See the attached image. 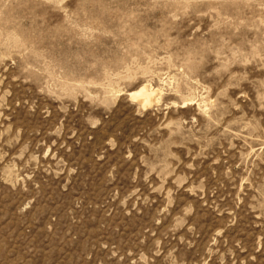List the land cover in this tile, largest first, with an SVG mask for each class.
I'll return each instance as SVG.
<instances>
[{
	"label": "rangeland",
	"instance_id": "374dc122",
	"mask_svg": "<svg viewBox=\"0 0 264 264\" xmlns=\"http://www.w3.org/2000/svg\"><path fill=\"white\" fill-rule=\"evenodd\" d=\"M0 264H264V0H0Z\"/></svg>",
	"mask_w": 264,
	"mask_h": 264
},
{
	"label": "bare ground",
	"instance_id": "6f19581e",
	"mask_svg": "<svg viewBox=\"0 0 264 264\" xmlns=\"http://www.w3.org/2000/svg\"><path fill=\"white\" fill-rule=\"evenodd\" d=\"M158 91L154 90V89H150L147 86H142L139 88L138 91L133 92L131 94V98L134 101H139L140 106L142 108H146L150 107L152 105V103L155 101V96L159 93H157ZM158 96V95H157Z\"/></svg>",
	"mask_w": 264,
	"mask_h": 264
}]
</instances>
